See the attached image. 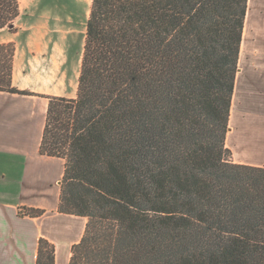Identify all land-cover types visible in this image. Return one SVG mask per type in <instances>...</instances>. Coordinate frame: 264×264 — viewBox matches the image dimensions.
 I'll list each match as a JSON object with an SVG mask.
<instances>
[{
  "label": "trees",
  "instance_id": "obj_1",
  "mask_svg": "<svg viewBox=\"0 0 264 264\" xmlns=\"http://www.w3.org/2000/svg\"><path fill=\"white\" fill-rule=\"evenodd\" d=\"M249 0H92L76 98L48 96L40 153L59 212L88 220L70 264H264V168L226 148ZM19 0H0V30ZM16 46L0 44V91ZM30 217L44 211L25 209ZM38 264H55L39 243Z\"/></svg>",
  "mask_w": 264,
  "mask_h": 264
},
{
  "label": "crops",
  "instance_id": "obj_2",
  "mask_svg": "<svg viewBox=\"0 0 264 264\" xmlns=\"http://www.w3.org/2000/svg\"><path fill=\"white\" fill-rule=\"evenodd\" d=\"M258 1L249 0L226 148L232 162L264 168V11ZM27 6L35 9L31 1ZM3 32L0 44L16 46L13 86L36 95L0 91V264H38L41 239L54 246L55 264H70L72 247L83 237L88 220L59 212L65 160L42 155L40 146L46 97L76 98L79 77L76 85L70 84L66 59L41 73L34 62L40 45L22 40L18 31L16 39ZM55 50L64 56L60 46ZM25 209L44 214L30 217Z\"/></svg>",
  "mask_w": 264,
  "mask_h": 264
},
{
  "label": "rangeland",
  "instance_id": "obj_3",
  "mask_svg": "<svg viewBox=\"0 0 264 264\" xmlns=\"http://www.w3.org/2000/svg\"><path fill=\"white\" fill-rule=\"evenodd\" d=\"M29 1L34 3L35 9L30 10L32 6L30 9L27 8ZM19 4L26 6L20 9V16L14 22V29L6 28L3 34L14 36L16 39L18 36L15 34L18 31L22 40L40 45L39 59L34 62L39 65L41 73L50 72L52 65H58L66 59L65 66L70 71V84L76 85L85 43L87 15L92 0H21ZM258 5L264 11V0H259ZM39 6L40 9H46L36 10ZM1 36L2 34L0 40ZM56 46L64 50V56L55 50ZM56 54L58 57H55ZM61 256L64 259V255Z\"/></svg>",
  "mask_w": 264,
  "mask_h": 264
}]
</instances>
